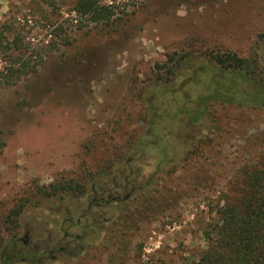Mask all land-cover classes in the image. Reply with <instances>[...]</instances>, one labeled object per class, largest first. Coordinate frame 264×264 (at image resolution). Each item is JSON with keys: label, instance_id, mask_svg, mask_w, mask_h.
I'll return each mask as SVG.
<instances>
[{"label": "rangeland", "instance_id": "obj_1", "mask_svg": "<svg viewBox=\"0 0 264 264\" xmlns=\"http://www.w3.org/2000/svg\"><path fill=\"white\" fill-rule=\"evenodd\" d=\"M77 1L0 0V264L198 261L205 228L264 154V105L211 100L196 121L216 90L209 61L193 57L163 87L158 65L183 48L264 62V0H100L116 5L102 22ZM86 170H106L86 194L40 195Z\"/></svg>", "mask_w": 264, "mask_h": 264}, {"label": "trees", "instance_id": "obj_2", "mask_svg": "<svg viewBox=\"0 0 264 264\" xmlns=\"http://www.w3.org/2000/svg\"><path fill=\"white\" fill-rule=\"evenodd\" d=\"M115 7L114 3L102 4L100 0H78L74 10L83 16H89L92 21L102 22L113 18ZM5 52H8V37L6 31L0 28V54ZM193 57L209 61L208 70L213 73L210 88L212 86L216 89L210 91L212 95L201 96L198 114L194 115L196 121L203 118L208 101L211 100L234 102L239 106L251 103L253 108L264 105V62L259 51L241 56L230 50L183 48L182 51L170 53L166 62L158 65L160 73L157 86L172 85L183 66ZM10 76L13 77V74ZM105 171L93 173L86 170L84 176H73L66 181L60 180L38 187L39 193L48 198L58 193L82 196L90 189L88 183L104 175ZM238 189V195L227 197L225 203L218 208L215 220L205 228L207 248L198 261L190 264H264V154L254 165L244 167ZM23 209V203H20L19 208L10 213V223L17 222ZM135 220L138 224V219ZM128 221L123 222L121 228L131 227L132 223L129 224ZM14 242V239L10 241L12 245ZM7 243L8 241L2 243L0 240V252Z\"/></svg>", "mask_w": 264, "mask_h": 264}, {"label": "flooded vegetation", "instance_id": "obj_3", "mask_svg": "<svg viewBox=\"0 0 264 264\" xmlns=\"http://www.w3.org/2000/svg\"><path fill=\"white\" fill-rule=\"evenodd\" d=\"M127 197H128V195L125 196V198H127ZM120 200H121V197H117L116 201H120ZM108 202H109V200L105 201L104 198L100 196V197H97L93 203H95V205H94L95 207L96 206L101 207V206H106ZM92 206H93V204L90 205V208ZM59 250H64V247H60ZM15 257H16V253H13L11 260L13 261L15 259ZM34 257H35V255H34ZM9 262H10V260L8 261V263Z\"/></svg>", "mask_w": 264, "mask_h": 264}]
</instances>
